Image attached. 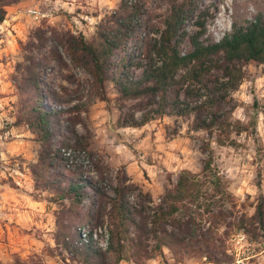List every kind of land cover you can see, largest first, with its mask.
<instances>
[{"label":"trees","instance_id":"1","mask_svg":"<svg viewBox=\"0 0 264 264\" xmlns=\"http://www.w3.org/2000/svg\"><path fill=\"white\" fill-rule=\"evenodd\" d=\"M20 1L0 0V23L6 7ZM199 1L170 2L159 37L143 39L140 56L146 63L138 79L129 75L130 61L123 55L114 58L136 27L131 22L141 14L136 5L129 9L122 4L116 17L110 15L108 24L100 26L90 39L71 33L61 37L71 63L90 76V87L85 91L63 99L55 90L43 89L42 62L33 55L24 56L23 76L17 84L19 121L41 144L36 161L29 167L30 175L36 189L47 191L51 200L58 202L54 239L79 264H118L125 259L140 262L163 248L178 255L203 257L208 264L229 263L233 257L227 254L226 240L233 230H242L253 240L264 237V196H259L252 214L236 215L235 198L212 169L210 151L200 173L182 170L154 206L150 193L126 175L112 181L108 168L90 149V136L76 130L75 120L67 119V126H60L64 111L79 113L96 97L106 100L103 88L111 82L121 99L136 100L132 111L119 117L121 127H139L165 114L192 116L194 129L215 134L219 145L234 144L230 134L247 130V125L229 120L231 92L241 83L245 64H264V14L245 25H234L217 42L203 43L199 40L204 29L200 18L207 15L208 8L196 11ZM193 15L199 31L188 37L191 49L182 54L177 49L184 37L182 24ZM34 36L42 46L44 32L37 29ZM49 54L61 61L56 49H50ZM45 96L59 106L78 102L66 109H45ZM134 111L143 112L138 118ZM72 157L85 158L95 176L85 175ZM131 196L137 198L135 202L130 201ZM86 197L96 205L83 209ZM75 225L88 228L84 237ZM94 228L105 230V247L93 245Z\"/></svg>","mask_w":264,"mask_h":264},{"label":"rangeland","instance_id":"2","mask_svg":"<svg viewBox=\"0 0 264 264\" xmlns=\"http://www.w3.org/2000/svg\"><path fill=\"white\" fill-rule=\"evenodd\" d=\"M171 1L22 0L14 4L17 6L11 22L15 26L11 27V22L4 23L5 19L0 23V264H79L54 239L58 202L51 200L52 194L47 191L36 189L30 175L29 167L36 161L41 144L19 121L17 84L23 76L24 56L33 55L42 62L40 83L43 89L55 90L63 99L85 91L90 87V76L71 63L60 43L61 37L71 33L90 39L100 26L108 24L110 15L116 17L122 4L129 9L136 5L141 12L137 20H131L136 27L114 58L118 60L123 55L130 61L129 75L138 79L146 63L140 56L143 39L159 37ZM205 7L208 13L200 18L204 29L199 34L203 43L217 42L234 25H245L264 14V0H200L196 11ZM195 23L193 15L182 24L184 37L177 46L182 54L191 49L188 37L199 31ZM37 29L44 32L42 46H38L39 41L34 36ZM52 48L58 51L61 61L50 56ZM242 70L243 79L231 92L229 120L247 125V130L230 134L235 141L231 145H219L215 134L210 136L205 130L194 129L192 116L165 114L139 127H121L119 117L132 111L130 107L136 100L121 99L111 82L103 88L106 100L96 97L79 113L64 111L59 117L60 126H67V119L75 120L76 130L90 136V149L108 168L112 181L126 175L131 183L150 193L154 206L182 170L200 173L210 151L212 169L218 172L235 198L234 213L250 215L259 196H264V64L252 61ZM77 102L73 100L59 106L45 96L42 106L66 109ZM142 112L136 111L135 116L139 118ZM85 158L72 157V161L85 175L95 176ZM129 199L135 202L137 198ZM90 204L96 205V202L86 197L83 209ZM74 227L79 229L77 225ZM87 230L82 226L81 236L84 237ZM92 240L94 246L105 247V230L94 228ZM226 246L233 260L222 264H264L262 236L253 240L242 230L235 229L227 238ZM118 264L208 263L203 257L178 255L163 248L149 259L140 262L125 259Z\"/></svg>","mask_w":264,"mask_h":264},{"label":"crops","instance_id":"3","mask_svg":"<svg viewBox=\"0 0 264 264\" xmlns=\"http://www.w3.org/2000/svg\"><path fill=\"white\" fill-rule=\"evenodd\" d=\"M17 5H12V6H7L6 7V17L4 20V23H9L11 22V20H13V18L15 17L14 15H12V12L15 11ZM10 16V19H7ZM15 23L12 21L11 22V27H14ZM145 166H149L145 163Z\"/></svg>","mask_w":264,"mask_h":264},{"label":"built area","instance_id":"4","mask_svg":"<svg viewBox=\"0 0 264 264\" xmlns=\"http://www.w3.org/2000/svg\"><path fill=\"white\" fill-rule=\"evenodd\" d=\"M30 12L33 13V14H37L38 13V11H35V10H30Z\"/></svg>","mask_w":264,"mask_h":264}]
</instances>
